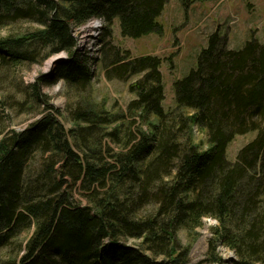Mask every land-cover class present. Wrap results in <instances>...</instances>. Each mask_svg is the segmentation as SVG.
Returning <instances> with one entry per match:
<instances>
[{
    "label": "trees",
    "instance_id": "obj_1",
    "mask_svg": "<svg viewBox=\"0 0 264 264\" xmlns=\"http://www.w3.org/2000/svg\"><path fill=\"white\" fill-rule=\"evenodd\" d=\"M168 2L0 0V264H187L208 217L219 225L206 262H222L221 242L234 264H264V44L253 36L232 50L215 30L166 110L162 58L134 57L111 38L116 19L124 37L163 33ZM93 18L104 22L99 56L73 34ZM21 22L37 26L1 34ZM102 51L108 80L142 75L126 108L95 99ZM61 52L55 73L19 83L20 66ZM61 81L71 128L41 89ZM23 114L34 121L14 128ZM253 131L229 160V145Z\"/></svg>",
    "mask_w": 264,
    "mask_h": 264
},
{
    "label": "rangeland",
    "instance_id": "obj_2",
    "mask_svg": "<svg viewBox=\"0 0 264 264\" xmlns=\"http://www.w3.org/2000/svg\"><path fill=\"white\" fill-rule=\"evenodd\" d=\"M158 21L163 25V33H151L140 38H130L122 35L120 21L116 19L112 26L111 42L123 51L129 50L134 57L153 55L162 58L160 70L165 86L166 97L163 106L166 110L175 108L177 105L174 83L186 77L192 69L196 68L199 54L208 46L209 36L215 30L220 29L223 35H228V47L232 50L241 49L253 36L264 44V0H191V5L188 8L181 0H169ZM103 23L99 18H93L84 26L76 28L73 34L75 40H78L77 49L88 50L91 55L99 56L101 52L99 38L103 30ZM36 26L33 23L21 22L12 28L2 29L1 34L24 33ZM65 56L66 53L61 52L50 56L42 64H23L17 72V76L21 80L19 83L23 82L27 86L32 84L42 73H55L58 63L52 64L53 60L59 57L65 58ZM140 77L142 75L133 76L128 82L110 81L106 77V68L101 61L96 72L94 86L96 101L106 102L109 108L116 102L126 108L134 98V95L129 91V84ZM6 86L0 84V88ZM41 89L60 111V114H57L60 121L66 128H71L66 110L68 97L65 83L61 81L52 86L43 85ZM9 90L10 93L14 92L12 88ZM29 118L28 114L13 117L15 124L13 127L16 129L25 127L34 121V118ZM4 119L8 118L4 116ZM194 133L198 142L207 139L206 134L197 127H195ZM256 136L257 132L255 131L238 135L228 147L229 160L235 161L238 152ZM218 225L219 222L214 218L204 219L203 226L197 229L198 236L192 244L187 264H234L233 261L238 257L236 251L221 242L218 243L217 254L221 257L222 262H206L209 241L213 238V230ZM179 236L183 244L189 245L190 238L187 230L182 229ZM127 242L133 244L139 241L129 239Z\"/></svg>",
    "mask_w": 264,
    "mask_h": 264
},
{
    "label": "water",
    "instance_id": "obj_3",
    "mask_svg": "<svg viewBox=\"0 0 264 264\" xmlns=\"http://www.w3.org/2000/svg\"><path fill=\"white\" fill-rule=\"evenodd\" d=\"M62 59H64V58L63 57H59V58L53 60L52 64H57Z\"/></svg>",
    "mask_w": 264,
    "mask_h": 264
},
{
    "label": "bare ground",
    "instance_id": "obj_4",
    "mask_svg": "<svg viewBox=\"0 0 264 264\" xmlns=\"http://www.w3.org/2000/svg\"><path fill=\"white\" fill-rule=\"evenodd\" d=\"M87 22H89V21H87ZM89 30V29H88ZM87 31V30H86ZM89 32V31H88ZM87 33V32H86ZM103 33H104V31H103ZM103 35V34H102ZM91 37H94V36H91ZM97 37V36H96ZM77 42H78V40H77ZM77 42H76V48H77ZM93 55V54H92ZM99 59V58H98Z\"/></svg>",
    "mask_w": 264,
    "mask_h": 264
}]
</instances>
